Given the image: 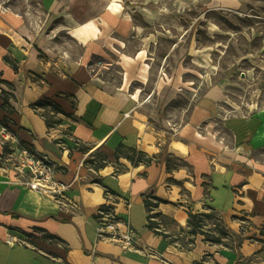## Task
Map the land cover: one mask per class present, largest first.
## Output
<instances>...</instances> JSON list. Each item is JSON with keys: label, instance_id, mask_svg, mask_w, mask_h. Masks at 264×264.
Returning a JSON list of instances; mask_svg holds the SVG:
<instances>
[{"label": "crops", "instance_id": "crops-1", "mask_svg": "<svg viewBox=\"0 0 264 264\" xmlns=\"http://www.w3.org/2000/svg\"><path fill=\"white\" fill-rule=\"evenodd\" d=\"M101 3L38 0L27 13L0 1V129L49 156L77 205L0 169V264H264V105L228 116L223 85L211 84L182 122L148 123L155 35L123 0ZM42 97L62 111L35 110ZM42 113L61 121L49 127ZM101 209L135 229L132 247L98 236ZM211 211L235 241L218 248L199 235L179 247L190 215ZM8 234L27 243L11 246Z\"/></svg>", "mask_w": 264, "mask_h": 264}, {"label": "rangeland", "instance_id": "rangeland-1", "mask_svg": "<svg viewBox=\"0 0 264 264\" xmlns=\"http://www.w3.org/2000/svg\"><path fill=\"white\" fill-rule=\"evenodd\" d=\"M0 1L22 12L40 9L38 0ZM123 5L144 33L155 35L154 81L144 98L145 121L160 128L182 122L213 85H223L220 108L228 116L248 115L264 105V0H123ZM231 233L211 211L175 241L189 250L203 235L220 248L235 241Z\"/></svg>", "mask_w": 264, "mask_h": 264}, {"label": "built area", "instance_id": "built-area-1", "mask_svg": "<svg viewBox=\"0 0 264 264\" xmlns=\"http://www.w3.org/2000/svg\"><path fill=\"white\" fill-rule=\"evenodd\" d=\"M0 140L3 144L10 145L7 157L0 155V169L14 172L12 183L42 193L62 206L77 208L66 194L70 185L56 179V165L49 156L38 155L30 144L21 142L13 130L4 124L0 129ZM97 233L100 238L120 243L126 248L134 245L136 235L131 225L105 209L99 211ZM6 243L12 246L16 243L26 244L27 241L8 234Z\"/></svg>", "mask_w": 264, "mask_h": 264}, {"label": "trees", "instance_id": "trees-1", "mask_svg": "<svg viewBox=\"0 0 264 264\" xmlns=\"http://www.w3.org/2000/svg\"><path fill=\"white\" fill-rule=\"evenodd\" d=\"M9 96H10L9 94L5 93L6 102L4 104V107L7 108L9 112L13 113L14 110L12 109V107L10 106V104L8 102ZM49 106H51L52 109H56L58 111L59 110L62 111L61 108L54 101H52L49 97H42L36 103L33 104V108L35 110H37V111L39 110V108H43V107L47 108ZM42 115L44 116V118H45V120H46V122H47L49 127H52V126H54L55 123L61 121V120L54 121L52 119V117H49L45 113H42ZM3 121H5V124H9V122H8L9 120L4 119ZM140 154H142V153H140ZM151 205L152 204L149 201H147V207L149 208ZM207 215L208 214H191L190 218H189V223H188L189 228L195 229V227H197V225L200 223L201 218L205 217ZM151 217L152 216H149V219H148V221H149L148 227L151 228V229H154L156 233L162 234V232L156 230V228L158 226L156 225V223L154 221L151 220ZM191 233H193L195 235H197L198 233L203 234V232H201V231H194V230H192ZM165 236H167V234ZM172 242H173V240H172Z\"/></svg>", "mask_w": 264, "mask_h": 264}, {"label": "bare ground", "instance_id": "bare-ground-1", "mask_svg": "<svg viewBox=\"0 0 264 264\" xmlns=\"http://www.w3.org/2000/svg\"><path fill=\"white\" fill-rule=\"evenodd\" d=\"M114 1H118V0H114ZM117 3V2H115ZM114 6H116V4H114ZM222 110H224L226 113H228L229 111L227 109H225L224 107H222Z\"/></svg>", "mask_w": 264, "mask_h": 264}]
</instances>
